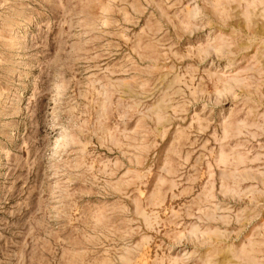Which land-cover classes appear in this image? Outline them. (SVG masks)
<instances>
[{
	"label": "rangeland",
	"instance_id": "1",
	"mask_svg": "<svg viewBox=\"0 0 264 264\" xmlns=\"http://www.w3.org/2000/svg\"><path fill=\"white\" fill-rule=\"evenodd\" d=\"M0 264H264V0H0Z\"/></svg>",
	"mask_w": 264,
	"mask_h": 264
}]
</instances>
